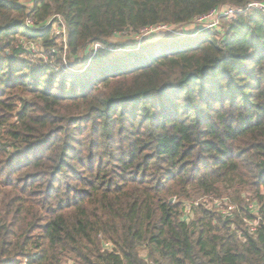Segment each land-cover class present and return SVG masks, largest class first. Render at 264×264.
I'll use <instances>...</instances> for the list:
<instances>
[{
  "label": "trees",
  "instance_id": "trees-1",
  "mask_svg": "<svg viewBox=\"0 0 264 264\" xmlns=\"http://www.w3.org/2000/svg\"><path fill=\"white\" fill-rule=\"evenodd\" d=\"M251 2L264 4L0 0V264H264V12ZM220 6L244 11L104 49ZM54 15L72 51L102 45L84 70L19 57V39L55 47Z\"/></svg>",
  "mask_w": 264,
  "mask_h": 264
},
{
  "label": "rangeland",
  "instance_id": "rangeland-1",
  "mask_svg": "<svg viewBox=\"0 0 264 264\" xmlns=\"http://www.w3.org/2000/svg\"><path fill=\"white\" fill-rule=\"evenodd\" d=\"M33 1L34 0H20V2L27 7H31ZM221 22L223 23V20H221ZM175 28L176 27H174L173 29ZM193 29H195L194 26H189L184 28L183 32L191 31ZM163 31L164 32L139 31L138 33H118L111 37L109 40L110 44L105 46V48L103 46V48L106 51H109L108 53H120L121 51H125L129 47L138 48L143 44H148L153 41L155 42L159 38H162L166 34V30L163 29ZM51 35L56 43L54 47L57 50L56 56H51V51L39 42L31 44L19 39L18 43L22 45L25 50L19 57H21L22 59H28L36 66L47 63L51 66L62 65L64 69H68L70 71H82L87 67L91 55H93L94 52L102 47L101 44H89L88 46H85L84 48L74 52L67 46V35L56 36L54 33H51ZM170 35H175V33ZM193 201L195 204H202L203 206L210 209L213 206L218 208L222 207L223 213L228 210L231 211V209L233 208V206L229 202H227L226 198L224 197L218 199L212 197L197 196ZM186 205L191 207V202L189 201ZM70 264L72 263L70 262Z\"/></svg>",
  "mask_w": 264,
  "mask_h": 264
},
{
  "label": "built area",
  "instance_id": "built-area-1",
  "mask_svg": "<svg viewBox=\"0 0 264 264\" xmlns=\"http://www.w3.org/2000/svg\"><path fill=\"white\" fill-rule=\"evenodd\" d=\"M254 7L257 9H260L264 12V4L261 2H251L247 5V8ZM244 11L243 7H232V6H220L213 10H211L209 13L196 17L192 23L195 29H206V28H212V27H219V18L223 17L226 19H232L236 16V14L241 13ZM27 27H34V24L30 19H27L25 22ZM57 24V25H55ZM45 25H51L52 26V33H54L56 36H62L67 35V26L64 21V18L61 15H54L52 16ZM176 26L175 29H173V26L168 25H157L155 27H145L141 29L140 31H158V32H164L163 29L166 30V34H177L178 32H183L181 27ZM42 27L38 28L41 29ZM96 45V44H95ZM51 53L53 54L55 52V48L49 49ZM190 206L186 205L185 213L189 215L190 213ZM229 211V210H228ZM228 211L222 213L224 215H228ZM70 264V263H66Z\"/></svg>",
  "mask_w": 264,
  "mask_h": 264
},
{
  "label": "water",
  "instance_id": "water-1",
  "mask_svg": "<svg viewBox=\"0 0 264 264\" xmlns=\"http://www.w3.org/2000/svg\"><path fill=\"white\" fill-rule=\"evenodd\" d=\"M171 201H172V199H171Z\"/></svg>",
  "mask_w": 264,
  "mask_h": 264
}]
</instances>
